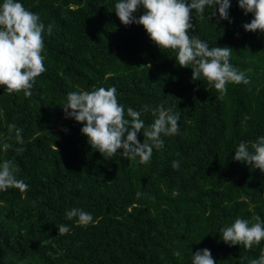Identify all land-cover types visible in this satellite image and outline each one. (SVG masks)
<instances>
[{
    "label": "trees",
    "instance_id": "16d2710c",
    "mask_svg": "<svg viewBox=\"0 0 264 264\" xmlns=\"http://www.w3.org/2000/svg\"><path fill=\"white\" fill-rule=\"evenodd\" d=\"M19 2L45 25L47 70L30 97L0 86V141L12 145L0 143V163L14 159L18 179L29 185L23 194L0 191V264H191L204 248L216 264L258 258L264 241L230 246L221 232L237 217L264 219V172L233 159L240 142L264 136V33L243 27L253 14L238 0H230L229 20L213 7L202 20L192 13L190 34L210 47L230 46V63L250 80L228 83L221 96L203 78L194 81L193 70L179 66L175 52L162 51L142 25H123L118 0ZM113 86L125 112L150 106L141 116L146 125L161 104L180 113L179 134L162 136L164 146L148 164L123 157V149L106 159L81 133L83 124L65 118L69 92ZM11 124L23 129L22 144L6 139ZM73 207L94 222L68 220ZM59 224L70 231L59 236Z\"/></svg>",
    "mask_w": 264,
    "mask_h": 264
},
{
    "label": "clouds",
    "instance_id": "9594fccd",
    "mask_svg": "<svg viewBox=\"0 0 264 264\" xmlns=\"http://www.w3.org/2000/svg\"><path fill=\"white\" fill-rule=\"evenodd\" d=\"M238 3L245 15L253 14L251 22L243 25L244 29L264 33V0H238ZM141 6L145 11L137 18L134 13ZM206 7L218 9L220 20H229L230 0H118L115 13L125 26L142 25L162 51L175 52L179 66L193 70L194 81L203 78L223 96L227 94L228 83L247 85L250 80L243 71L230 63V46L210 47L198 35L190 34L189 30L194 29L191 22L193 11L202 20ZM215 15L216 11L212 16ZM52 29L53 25L49 24V35ZM44 31L45 25L39 14L26 8L19 0H3L0 4V86H5L9 94L23 91L25 96L30 97L36 78L47 70L42 55L45 51ZM149 107L145 105L140 111L128 107L125 112L114 86L69 92L62 106L65 118H73L83 124L81 133L88 137L92 148L106 159L114 157L118 150L123 149L120 153L123 157L130 161L139 157L141 164L150 163L154 149L163 148L162 136L171 137L180 131V113L165 109L163 104L151 109L155 119L146 125L141 116L142 112L149 111ZM141 131L144 136L142 143L138 139ZM22 132L23 129L11 124L6 139H14L22 144ZM0 143H3L5 149L12 147L3 141ZM15 150L22 153L24 148ZM233 159L246 162L264 172V136L258 137L251 145L240 142ZM172 167L178 170L180 162L173 161ZM19 171L14 159H5L0 163V191L14 188L23 194L28 190L29 185L17 177ZM65 215L68 220L76 218L79 226L86 227L94 222L92 213L83 208L73 207L66 210ZM57 227L59 236L70 231L65 224ZM221 232L222 240L230 246L239 244L251 249L264 241V219L259 215H254L251 220L237 217L230 226L223 227ZM174 255L180 257L181 253L176 251ZM191 264H216V261L211 251L204 248L192 253ZM248 264H264V249H261L258 258L251 259Z\"/></svg>",
    "mask_w": 264,
    "mask_h": 264
}]
</instances>
